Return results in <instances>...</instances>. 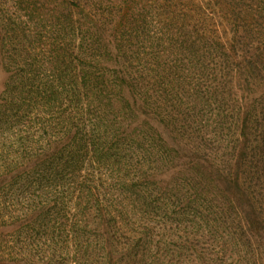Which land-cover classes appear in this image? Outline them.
Here are the masks:
<instances>
[{
  "label": "rangeland",
  "instance_id": "1",
  "mask_svg": "<svg viewBox=\"0 0 264 264\" xmlns=\"http://www.w3.org/2000/svg\"><path fill=\"white\" fill-rule=\"evenodd\" d=\"M222 1L0 0V264H45L53 211L70 222L87 212L110 235L87 251L78 244L71 264H168L193 232L207 257L226 238L202 166L225 157V114L239 94L220 110L173 96L177 73L200 61L181 40L195 27L205 55L204 42L223 35Z\"/></svg>",
  "mask_w": 264,
  "mask_h": 264
},
{
  "label": "trees",
  "instance_id": "2",
  "mask_svg": "<svg viewBox=\"0 0 264 264\" xmlns=\"http://www.w3.org/2000/svg\"><path fill=\"white\" fill-rule=\"evenodd\" d=\"M240 1L241 3L236 4V11L234 6L230 5L233 2L222 1L223 5H228L222 8L225 12L224 24H220L223 35H214L213 41L204 42V46H207L206 43L209 45L205 55V49L199 45L200 39L194 35V32L197 33L195 27L187 31L184 41L181 40L183 51L191 49V53L200 61L198 66H188L186 72L182 69L181 74L178 72L176 80H173V96L177 97L178 104L183 99L213 100L220 110L226 103L224 99L227 102L231 101L235 93H238L239 97L233 99L234 108H230L225 114L226 117L233 118V122L228 127L231 130L230 139L227 145L225 143L223 146V150L225 147L227 150L224 152L225 157L219 163L211 165L204 160L206 164L202 166L203 172L207 171L212 175V181L215 182V198L220 193L216 198L218 205L215 213L224 217L223 224L227 236L207 257L204 254L206 246L202 245L203 241L200 240L204 234L193 232L191 238H183L178 250L173 252L174 262L179 260L177 264H264V4H260L264 0ZM198 5H195V14L203 17L201 19L206 27L210 24L216 28L218 24L215 17L205 12L206 7ZM192 12V10L187 11L185 19L188 16L191 18ZM229 25L235 26L232 31L228 28ZM238 28L241 34L238 33ZM205 62L207 65L204 64ZM184 113L183 122L176 125L180 133L187 127L186 108ZM217 120L212 119L214 123H219ZM206 125H209L207 120ZM216 141L218 142L217 138ZM214 161L216 162V159ZM80 165L82 164L78 165L79 168ZM195 167L198 168L199 165ZM204 184L202 183V187ZM213 191L214 189L207 195L210 196ZM191 201L195 206H204V203L201 205L200 199L191 198ZM231 211L233 217L230 221L231 215L228 214ZM57 212H52L51 215L55 216V220L51 218L50 225L47 226L49 235L45 239V259H47L45 264H71V261L75 263L78 257L74 251L78 244L83 245L82 250L87 251L90 250V245L101 247V244L110 238L108 232L103 231V226L91 221L87 212L71 222L68 221L66 212L62 213V218ZM195 217L194 223L199 224L206 219V215L202 213ZM115 219V216L107 218L112 223ZM31 220L30 216L28 221ZM62 239L66 242L65 248ZM69 242L73 245L72 258L66 255L69 252L66 248ZM232 254H236L237 258ZM242 254L248 255L247 261L241 259ZM23 259L20 258V262L26 264ZM36 261L32 263L36 264ZM37 264L41 263L37 262ZM106 264H115V262L110 261L108 257Z\"/></svg>",
  "mask_w": 264,
  "mask_h": 264
}]
</instances>
